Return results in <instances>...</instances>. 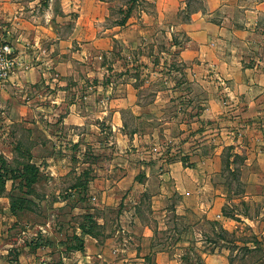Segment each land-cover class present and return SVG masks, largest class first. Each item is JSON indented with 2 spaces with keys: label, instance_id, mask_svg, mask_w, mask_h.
I'll return each instance as SVG.
<instances>
[{
  "label": "crops",
  "instance_id": "obj_1",
  "mask_svg": "<svg viewBox=\"0 0 264 264\" xmlns=\"http://www.w3.org/2000/svg\"><path fill=\"white\" fill-rule=\"evenodd\" d=\"M154 1L163 18L178 0ZM224 5L241 9L242 16L227 12ZM108 7L107 0H60L57 11L53 0H0V43L11 44L19 63L0 91V146L9 144L8 132L17 121L34 125L47 141L52 139L47 130L53 127L58 131L88 125L112 133L101 145L112 146L111 164L89 181L87 191L93 199L85 203L89 208H69L74 190L59 184L71 178V172L60 168L67 164L64 159L51 155L46 157L48 170L43 171L50 183L44 193L55 195V210H97L101 227L109 226L103 211L117 208L118 229L102 237L84 234L80 224L71 222V237L75 234L83 241L79 250L72 247L68 234L70 218L53 227L50 221L38 224L34 232L38 248L28 250L25 243L19 253L24 264H147L149 258L152 264H179L181 249L157 248L151 241L157 232L169 230L171 215L183 219L194 212L214 223L221 217L226 193L214 178L224 149L244 154L248 171L243 177L249 184L245 197L264 195V0H223L220 14L198 10L181 24L188 42L179 61L189 68L188 82L202 89L205 110L178 119L176 130L171 127L174 117L156 113L155 105L163 98L158 92L152 101L143 102L139 90L146 83L127 73L128 67L137 65L128 53L122 55L123 62L121 57L111 63L102 60L112 49L113 38L135 31L125 28L132 13L125 25H104ZM58 13L71 21L69 28L61 25L68 22L58 20ZM150 64L145 58L144 75ZM194 105L186 111H194ZM127 112L139 121L132 127L125 123ZM146 197L144 216L140 209ZM3 209L8 210V204ZM5 222L1 216L0 236L8 232L10 224ZM195 233L201 240V232ZM143 241L148 242L147 250ZM120 243L121 254L115 248ZM203 258L206 264H229L225 249Z\"/></svg>",
  "mask_w": 264,
  "mask_h": 264
},
{
  "label": "rangeland",
  "instance_id": "obj_2",
  "mask_svg": "<svg viewBox=\"0 0 264 264\" xmlns=\"http://www.w3.org/2000/svg\"><path fill=\"white\" fill-rule=\"evenodd\" d=\"M107 1L109 15L102 23L107 27L119 23L125 25L127 17L132 13V22L126 24L125 28H132L135 31L126 30L121 37L113 38L110 42L112 49L109 54L103 55L102 60L111 63L115 57H121L123 62L124 54L128 53L137 65L128 67L127 73L131 72L138 80L141 79V83H146V86L139 90L143 102L152 101V96L158 92L163 98L162 103L155 105L156 113L162 112L161 116L166 118L174 117L175 120L171 124L173 130L177 128L178 119H189V114H203L205 107L202 101V89L188 82L189 68L179 61V58H183L181 52L188 42L187 36L181 31V24L188 22L191 14L198 10L214 16L220 14L219 8L223 6V0H178L174 2L175 6L172 9L165 12L163 18L159 15L158 5L154 0ZM53 5L59 11L60 0H53ZM223 9L227 12H235L238 17L242 16L241 9H233L229 5H224ZM58 14L62 17L58 20L68 22L61 25L69 28L71 21L65 19L62 13ZM72 16L75 17L76 14L73 13ZM131 42L136 44L133 49L128 47ZM145 58L151 62L146 75L142 68ZM77 68L79 69L80 65H77ZM146 76L148 82H144ZM7 83L0 87V91ZM193 103L194 111L190 109L186 111L188 107L193 106ZM159 104L161 105L158 106ZM11 106L15 107L16 103ZM123 117L129 127L139 122L129 112ZM140 122L144 125L143 121ZM61 129L57 131L53 127L47 130L52 137L47 141L44 133L34 125L17 121L8 132L9 144L0 146V172H4L6 176L4 182H0V217L4 216L5 223L10 224L8 232L4 230V235L0 236V264H24L18 257L19 253L25 243L29 247L28 250L38 248V245L34 244L36 243L34 232L38 224L50 221L53 227L54 223L61 222L62 225L70 218L71 221L67 222L70 225L67 230L74 226L71 222L74 224L77 222L82 233L102 237L112 236L117 228L114 225V219L118 217L117 208H106L103 211L104 218L109 223V226L105 227L97 224L96 217L99 214L97 210L71 211L76 206L88 207L85 203H90L87 199L91 198L87 191L89 181H93L99 169H107L111 164L112 146L104 148L101 145L112 133L106 129L100 132L88 125ZM230 154L229 149L223 150L220 170L214 178L215 184L226 193L221 217L216 223L194 212H189L183 219L171 215L169 221L173 222L169 230L157 232L154 240L151 241L157 248L168 247L170 251L174 248L181 249L182 257L178 259L179 264H206L203 256L215 249H225L228 252L229 264H264V195L252 194L245 197L243 193L249 184L243 177L248 171V167L244 164V154H238L233 169L227 163L231 161ZM50 155L55 156V159H64L67 164L61 163L60 168L69 169L71 172V178L59 184L64 186V189L70 188L72 192L74 190L67 203L71 210L66 208L55 210L52 207L53 200H56L55 195L47 193L48 195L45 196L44 192L49 191L50 183L43 171L48 170L49 163L46 157ZM28 162L38 166L40 172L38 180L32 186L26 185L24 177H18V172L20 173ZM63 196L64 193L60 197ZM92 200L91 198L90 201ZM145 201L147 197L146 200L142 199V209L139 208L144 216L147 207ZM10 203L16 207L14 212H11ZM7 204L8 210L3 209ZM5 212L7 214H4ZM22 230L25 233H22ZM57 231L61 230L57 229ZM195 231L201 232V240L197 239ZM71 232L70 229L69 237ZM124 234L122 228L119 235ZM71 238L74 242L72 247L82 250L83 241L75 234H72ZM7 244L10 246H6ZM123 246V243L115 246V248L119 247L120 254L123 252ZM143 247L147 250L148 242L143 241ZM5 249L7 252L2 256L1 253ZM147 264H152L151 258L147 260Z\"/></svg>",
  "mask_w": 264,
  "mask_h": 264
},
{
  "label": "built area",
  "instance_id": "obj_3",
  "mask_svg": "<svg viewBox=\"0 0 264 264\" xmlns=\"http://www.w3.org/2000/svg\"><path fill=\"white\" fill-rule=\"evenodd\" d=\"M18 64L11 44L6 41L0 43V87L7 83Z\"/></svg>",
  "mask_w": 264,
  "mask_h": 264
},
{
  "label": "trees",
  "instance_id": "obj_4",
  "mask_svg": "<svg viewBox=\"0 0 264 264\" xmlns=\"http://www.w3.org/2000/svg\"><path fill=\"white\" fill-rule=\"evenodd\" d=\"M119 24H122V23H119ZM230 156H232L233 158L231 161H227V163L229 165L234 166L233 164L235 160L238 158V154L231 153L229 157ZM39 176H40V172H39L38 166H36L35 164L31 162H28L27 164H25L23 168L21 169L20 173L18 172V177H21V178L24 177V180L27 186H30V185L32 186V184H34L38 180ZM12 177H17V176L12 175ZM4 179H6L4 172H0V182H4ZM15 208L16 207H14L12 203H10L11 212H14V210H16Z\"/></svg>",
  "mask_w": 264,
  "mask_h": 264
}]
</instances>
